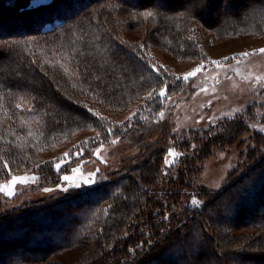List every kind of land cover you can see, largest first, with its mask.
<instances>
[{
  "label": "trees",
  "instance_id": "trees-1",
  "mask_svg": "<svg viewBox=\"0 0 264 264\" xmlns=\"http://www.w3.org/2000/svg\"><path fill=\"white\" fill-rule=\"evenodd\" d=\"M125 29H141L143 42L122 41ZM204 33L264 35V0L0 1V181L26 171L38 185L57 183L62 167L45 154L78 134L92 145L128 133L141 151L90 187L1 213L0 264L44 261L84 243L92 255L84 264H264V134L253 133L220 189L193 186L214 145L241 140L264 118L247 110L190 131L164 168L169 133L155 117L183 82L147 47L200 58ZM133 102L122 124L93 110L116 114Z\"/></svg>",
  "mask_w": 264,
  "mask_h": 264
},
{
  "label": "rangeland",
  "instance_id": "rangeland-1",
  "mask_svg": "<svg viewBox=\"0 0 264 264\" xmlns=\"http://www.w3.org/2000/svg\"><path fill=\"white\" fill-rule=\"evenodd\" d=\"M0 1L11 4L15 0ZM47 1L49 0H27L30 6ZM120 33L122 41L127 43L137 44L144 40L141 29H125ZM200 43L202 57L187 60L177 58L162 47H147L154 63L168 71L172 78L183 82L181 91L173 97L166 98L162 109L155 117L156 120L167 124V134L169 133V139L164 140L165 169L175 164L181 155L175 141L189 134L190 131L206 129L226 117L239 116L247 110H253L256 118H264V53L259 51L264 49V35L249 33L219 38L204 33ZM242 53L249 55L243 56ZM226 57L235 58L225 59ZM213 61L222 63L215 64ZM201 65L203 67L200 71L187 80L184 79L188 73ZM90 102L98 109L97 103L100 101ZM138 102L131 103L126 111L116 114L103 106L99 110H93L111 122L122 124V120L136 113ZM254 132L264 134V122L260 119L252 123L251 133L243 136L241 140L231 141L221 146L214 145L212 150L208 151L211 154L203 160L195 172L193 186L212 190L220 189L233 171L244 163L249 150L254 146L252 139ZM155 137L156 135L151 136L149 141H154ZM132 142L133 139L129 138L128 133L125 137H117L111 142H94L92 145L89 142V133L78 134L63 140L45 154L46 159L49 158L54 162L56 170L62 167L59 181L54 184L38 185V178L33 173L26 171L13 173L5 180H1L0 186L9 185L12 176H26L29 179L26 183H16L8 187L6 191H0V215L31 202L65 195L94 185L97 181L126 166L127 157L140 154V149ZM170 150L176 155L170 156ZM65 176L70 179L65 181L63 179ZM88 179L91 182L84 183ZM73 183L79 184L80 187H72ZM8 192L11 194H7ZM193 201L198 203L197 199L192 197L191 202ZM89 244L84 243L63 253L50 255L44 261L26 264H84L85 260L89 261V257L92 256L87 249ZM95 253L99 255L100 251Z\"/></svg>",
  "mask_w": 264,
  "mask_h": 264
},
{
  "label": "snow or ice",
  "instance_id": "snow-or-ice-1",
  "mask_svg": "<svg viewBox=\"0 0 264 264\" xmlns=\"http://www.w3.org/2000/svg\"><path fill=\"white\" fill-rule=\"evenodd\" d=\"M147 15L148 16H151L152 15V13H147ZM261 53H264V49H260L259 50ZM241 55H243V56H247V55H249L248 53H242ZM235 57H233V58H225V59H234ZM213 63H215V64H220V63H222V62H219V61H213ZM203 67V65H201L199 68H197V69H195L193 72H190V73H188L185 77H184V79L185 80H187L190 76H193V75H195L196 74V72H198V71H200L201 70V68ZM159 96H161V97H164V96H166V89H164V88H162L161 90H160V92H159V94H158ZM152 98V94L151 93H149V96H148V99H151ZM18 107H19V105H18ZM133 115H135V113H133ZM162 115V114H161ZM129 119H131V117H129ZM113 143H115V141H113ZM67 155V154H66ZM169 155L170 156H175L176 154L175 153H173L171 150L169 151ZM167 162V161H166ZM5 167L7 168V165H5ZM57 168H59V165H57ZM28 177H19V176H12L11 177V181H10V184L9 185H4V186H0V191H6V189L8 188V187H10V186H14L16 183H26L27 181H28ZM63 179L65 180V181H68L70 178L68 177V176H65V177H63ZM91 182V180L90 179H88V180H85L84 181V183H90ZM72 187H80V185L79 184H77V183H73L72 185H71ZM46 191H49V189H45ZM65 190H67V189H65ZM7 194H11V192H8ZM193 203H195V201H193Z\"/></svg>",
  "mask_w": 264,
  "mask_h": 264
}]
</instances>
